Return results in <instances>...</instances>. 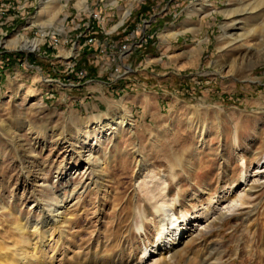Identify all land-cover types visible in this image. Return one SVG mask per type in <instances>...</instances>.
Here are the masks:
<instances>
[{
    "label": "rangeland",
    "instance_id": "obj_1",
    "mask_svg": "<svg viewBox=\"0 0 264 264\" xmlns=\"http://www.w3.org/2000/svg\"><path fill=\"white\" fill-rule=\"evenodd\" d=\"M113 1L0 0V50L24 59L37 55L36 65L60 59L63 75L77 78L91 97H100V81L126 76L121 64L128 72L155 74L136 80L147 87L143 100L135 99L142 94L119 91L118 108L98 115L57 110L32 100L29 91L0 92V204L7 208L0 216V245L17 240L14 228L25 218L40 216L39 201L49 213L54 199L65 195L64 222L53 228L49 249L35 250L42 260L33 264H150L162 256L168 264H208L210 258H218L215 264H264V0H120L115 20L103 24L94 18ZM182 10H219V16L209 19L208 33L179 38L198 39L184 50L188 54L148 56L153 43L170 42L162 36ZM93 34L127 40L107 45L95 37L91 43ZM19 36L43 41L28 52L9 45ZM116 115L129 116L134 131L101 128ZM91 151L100 167H86ZM244 173L253 190L243 206L212 229L207 219L199 229V221H191L179 257L167 244L161 255L140 262L146 246H155L165 213L174 209L180 217L215 209L230 189L220 205L227 211L240 204L244 193L232 187ZM142 174L154 188L163 178L166 190L160 187L154 199L139 184ZM164 194L167 203L157 211ZM28 230L27 237L35 235Z\"/></svg>",
    "mask_w": 264,
    "mask_h": 264
},
{
    "label": "crops",
    "instance_id": "obj_2",
    "mask_svg": "<svg viewBox=\"0 0 264 264\" xmlns=\"http://www.w3.org/2000/svg\"><path fill=\"white\" fill-rule=\"evenodd\" d=\"M119 1L120 0H114L112 3H110V5H107V8L103 7L100 9V11L96 10L101 14V23L104 24L107 21L108 24L115 20L117 15L121 13L120 11H122L121 9L123 7L120 6ZM126 11L127 13L125 14H129L130 10ZM218 11L219 10H182L181 13H179V16L178 13H175V19H173L170 23V32L165 33L162 36L163 39L167 41L169 40L170 42H162L157 45L153 43V52H148L147 55L164 58L167 56V52L171 54L170 56L174 55L177 57L180 53L188 54V52H185L184 50L192 43L197 46L198 39L193 40V42H188L189 39L187 38V41L179 42V38L184 34L197 35L199 32H204V29L208 33L210 26L207 23L209 22V19L213 20V22L215 21L214 19L219 16ZM102 13L106 15L107 20H105V18L102 16ZM95 21L96 23L100 24L99 21ZM122 24L123 22L120 25L122 26ZM116 29L117 28L113 30ZM93 36L97 38L98 42L103 41V43L107 45L113 43L116 45H122L127 40L126 35L110 37L101 34H93ZM82 42L84 43L85 41L82 40ZM23 50L28 52L33 51L30 49ZM60 52L62 55L66 54L63 53V50H60ZM74 53L75 52L71 50V52L67 53L66 55L70 56ZM136 54L134 55L138 57ZM36 56L37 55L32 56L30 60L28 58L24 59L23 55L19 52L0 50V92L16 96L19 94V92L25 91V94L29 91L30 98L32 100L35 99L37 103L45 102L47 106H53V108L61 111H69L78 108V111H80L83 115H98L101 114V112H104L103 110H116L118 108V104L115 103V97L119 91L126 90L128 91V94L132 92V94L137 96L142 94L140 98L135 97V99L143 100V96L147 95L145 92L147 87L146 85L144 86V82L141 83L139 81L137 82L136 80L149 75L153 77L154 74V72H149V75L148 73H143L142 71H144V69L128 72L129 68H127L124 64H121V66H123V74L121 73V75L126 76L112 82H106L105 80L100 81V84L98 85L100 89L97 88V91L100 92V97H91L92 95L90 93H85L81 82L77 78L66 74L63 75L65 72L64 70L62 71V67L56 65L60 62V59H43L39 65H36ZM135 56H132L131 62L136 61ZM198 56L199 53L197 54V59ZM65 59L66 58H64V60ZM193 61L197 62L198 60L195 59ZM53 76H56L58 79H54ZM49 103L52 104L50 105ZM104 104L106 105V108H104Z\"/></svg>",
    "mask_w": 264,
    "mask_h": 264
},
{
    "label": "bare ground",
    "instance_id": "obj_3",
    "mask_svg": "<svg viewBox=\"0 0 264 264\" xmlns=\"http://www.w3.org/2000/svg\"><path fill=\"white\" fill-rule=\"evenodd\" d=\"M47 34H49V32L48 33L46 32L44 35H47ZM240 39H241V37H240ZM242 39H243V41H245L244 38H242ZM42 40L43 39H39V38L35 39V40H29L25 37L19 36L17 38L11 39L9 41V45H11V47H17L19 45H23V48H27V49L32 50V49L38 48L40 43L42 42ZM221 49L223 50L226 48L223 47ZM234 66H236V65H234ZM128 117H125L124 115H116L114 117H110L104 123H102V125L100 124L101 128H103V129L107 128L109 130V129H111V127L114 129V128H117V125H119L120 127H122V129L128 128V129H130V131L133 132L135 124H134V122L129 121ZM89 133H90L89 131H86L87 135L85 136V138L89 137ZM97 143H98V140H96L95 144H97ZM95 144L93 145V147L95 146ZM92 157H94V156H93V152L91 151L87 155V158L85 159L86 164H87L86 167H88V168L100 167L101 166V159L98 160L97 159L98 157L96 159L92 158ZM93 161H94V163H93ZM148 177H149L148 174L147 175L142 174L140 177V179H142V180L140 181L139 184H141L140 186L144 190H146L147 193L151 194L152 197L155 199L157 196L155 192L157 190H159L160 187L163 188V190H166L168 183L163 178H160V180L154 184V186H156L154 188V187L149 186V183L147 181ZM101 183H100V185H101ZM240 183H241L240 185L236 183V185L234 184L232 187V188H236V189L239 187L240 188V190H239L240 194L242 193V191L244 193V194L242 193L243 194L242 197H239L238 201H240V204H237L235 206L232 205L231 207H229V205L226 206V208L229 207L227 211H222V206H220V205L224 204L225 198H227L225 193H227L228 191H231L230 189H228L226 192H223V195L218 200V201H222V203H219V205H217V207L215 209L211 210V209L207 208V211H204V212L197 210L194 213V215H192V216H187L184 213H182V216H180L182 219L179 216H177L174 209H171L172 211L170 213H165L166 214L165 218H162L160 220L159 227L157 228V240L155 242V246L153 245L150 248H148L146 246L145 250L142 253L140 262L144 263V260H145V263H147V261L149 260L148 257L154 256V255H159V254L161 255L160 251L162 250V247L168 246L167 244L170 245V248H171L170 250L173 252L172 253L173 257L174 258L179 257L180 249L178 247H179V245H181V243H183L182 240L185 237V234H188L189 231H187V230H188V227H189L191 221H193V222L199 221L197 224H195L197 229H199L198 227H200L202 220L207 219V221L209 222L208 228L212 229L215 226V224H217L221 220L225 219L226 216L228 214H230L229 212L231 210H235L237 207L240 208L239 206L244 205L245 200L247 199L248 195L250 194L249 191H252L253 188L248 187L249 186V179H248V176L246 175V173L243 174L242 180L240 181ZM242 186H243V188H242ZM162 196H164V198H163L164 203L158 204L159 202H156L154 205L155 208L157 209V211L164 210L163 209L164 204L167 203L166 202V200H167L166 196L167 195L164 194ZM63 197H61L62 199L60 201H58L57 199H54L55 204L52 205L53 206L52 208L50 207L48 209L49 213L45 212V208H43V204L39 201L37 203V208L39 209V211L41 210L40 216H38L35 219L33 217L25 218L26 219L25 223H19L15 226L14 229H16L18 232L17 233V236H18L17 240L11 243V244H13L12 246H11V244L6 245V244H4V242H2L4 245H2V244L0 245V264H33V263H36V262L42 260L41 258L36 256L34 252H35V250H38V249L45 252L47 250V248L49 247V241H51V238H52L51 234H53L52 232L54 231L53 228L59 226L60 223L64 222L63 210L68 209V203L64 202ZM235 200L236 199H233L231 202H233ZM211 206H212V202L210 203L209 207H211ZM219 206H220V208H219ZM233 207H235V208H233ZM5 208H6V206L4 204H0V216L4 213ZM210 211H213V213L216 214L217 216H215L212 219H211L212 216H210L208 218ZM192 219H194V220H192ZM0 223H1V221H0ZM28 226L35 232V235L32 237L26 236V232L29 231ZM49 232H50V235L48 234ZM28 235H30V234H28ZM167 235L168 236L170 235V237L172 236V238L169 239L167 237ZM190 237H192V234L190 235ZM57 240L59 241L60 238H58ZM58 241H56V242H58ZM53 246H55V245L53 244ZM172 246H174L173 249H172ZM157 249H158L159 253L156 252ZM209 256L210 255H208V257ZM51 257H53V256H51ZM207 261H208V264H215V261H218V258H215L213 261H212V258H210V259H207ZM150 264H168V263H167L165 257L162 256V257L153 259Z\"/></svg>",
    "mask_w": 264,
    "mask_h": 264
},
{
    "label": "built area",
    "instance_id": "obj_4",
    "mask_svg": "<svg viewBox=\"0 0 264 264\" xmlns=\"http://www.w3.org/2000/svg\"><path fill=\"white\" fill-rule=\"evenodd\" d=\"M6 2H7V1L2 2V3H6ZM93 16H94V18H96V19H98V20L100 21L101 14H100L99 12H94V13H93ZM95 41H96V38H95L94 36H91L90 39H89V42L93 43V42H95ZM122 48H123V49H127V48H128V44H127V43L124 44ZM80 74L83 75V72H80ZM80 77H81V76H80Z\"/></svg>",
    "mask_w": 264,
    "mask_h": 264
}]
</instances>
